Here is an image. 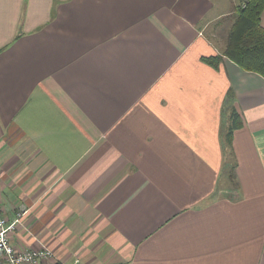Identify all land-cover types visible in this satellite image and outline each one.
<instances>
[{
    "label": "crops",
    "instance_id": "obj_1",
    "mask_svg": "<svg viewBox=\"0 0 264 264\" xmlns=\"http://www.w3.org/2000/svg\"><path fill=\"white\" fill-rule=\"evenodd\" d=\"M238 4L0 0L14 246L52 264H264V78L206 34Z\"/></svg>",
    "mask_w": 264,
    "mask_h": 264
},
{
    "label": "trees",
    "instance_id": "obj_2",
    "mask_svg": "<svg viewBox=\"0 0 264 264\" xmlns=\"http://www.w3.org/2000/svg\"><path fill=\"white\" fill-rule=\"evenodd\" d=\"M264 0H240L234 12L233 23L228 31L223 55L246 72L264 78V27L261 23ZM213 68H217L221 57L203 58ZM241 120L234 109L230 112V128L226 141L231 143L233 131L241 126ZM235 164L230 166L234 175Z\"/></svg>",
    "mask_w": 264,
    "mask_h": 264
},
{
    "label": "built area",
    "instance_id": "obj_3",
    "mask_svg": "<svg viewBox=\"0 0 264 264\" xmlns=\"http://www.w3.org/2000/svg\"><path fill=\"white\" fill-rule=\"evenodd\" d=\"M1 187L0 177V201ZM25 213V207L20 206L15 213V218L8 220L0 205V264H52L54 253L46 246L37 249H20L13 245L12 234Z\"/></svg>",
    "mask_w": 264,
    "mask_h": 264
},
{
    "label": "rangeland",
    "instance_id": "obj_4",
    "mask_svg": "<svg viewBox=\"0 0 264 264\" xmlns=\"http://www.w3.org/2000/svg\"><path fill=\"white\" fill-rule=\"evenodd\" d=\"M237 1L240 2V0ZM221 25L220 28L217 29L210 28L209 30L206 31V34L211 39V42L219 48H222L223 44L226 43L227 34H228V31H226V29H222L226 26V24L222 26Z\"/></svg>",
    "mask_w": 264,
    "mask_h": 264
},
{
    "label": "bare ground",
    "instance_id": "obj_5",
    "mask_svg": "<svg viewBox=\"0 0 264 264\" xmlns=\"http://www.w3.org/2000/svg\"><path fill=\"white\" fill-rule=\"evenodd\" d=\"M54 259H55V256H54Z\"/></svg>",
    "mask_w": 264,
    "mask_h": 264
}]
</instances>
